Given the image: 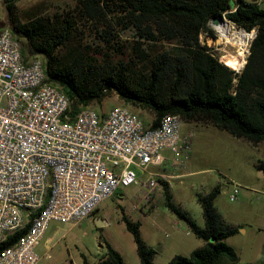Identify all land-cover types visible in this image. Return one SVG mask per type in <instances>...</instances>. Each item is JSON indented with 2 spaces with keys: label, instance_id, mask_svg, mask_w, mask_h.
<instances>
[{
  "label": "trees",
  "instance_id": "trees-1",
  "mask_svg": "<svg viewBox=\"0 0 264 264\" xmlns=\"http://www.w3.org/2000/svg\"><path fill=\"white\" fill-rule=\"evenodd\" d=\"M0 1V30L10 26L22 40L26 60L43 59L47 80L70 98L71 115L115 94L139 117L142 111L151 113L153 120L144 121L147 125L178 114L183 123L209 124L235 138L260 143L264 152V7L238 0L236 10L226 12L231 0H73L51 13L22 20L15 13L18 0ZM224 12L236 26L257 30L240 73L220 62L199 38L210 31V20ZM257 166L264 171V161ZM219 192L217 184L198 195L201 227L171 201L164 186L170 211L203 240L189 255H173L168 264L238 260L236 250L226 242L238 229L217 211L214 200ZM97 211L98 207L92 214ZM122 218L133 235L140 264H153L155 250L141 239L140 223L126 215ZM27 228L9 234L0 243V253L17 243ZM104 245L105 256L96 263L84 258L82 264H125L112 245Z\"/></svg>",
  "mask_w": 264,
  "mask_h": 264
},
{
  "label": "built area",
  "instance_id": "built-area-1",
  "mask_svg": "<svg viewBox=\"0 0 264 264\" xmlns=\"http://www.w3.org/2000/svg\"><path fill=\"white\" fill-rule=\"evenodd\" d=\"M264 7V0H242ZM230 10H236L239 1ZM225 16V12L222 14ZM243 69L256 28L245 30ZM226 65L224 61H220ZM227 66V65H226ZM71 101L47 80L40 57L26 60L22 40L10 26L0 30V243L28 226L14 245L0 253V264H38L36 247L51 221L79 222L119 186L137 181L135 167L162 165L171 155L174 168H185L192 130L181 131L178 114L147 125L129 108L114 106L100 117L94 107L70 113ZM178 166V167H177ZM170 175L143 183L145 197L155 196ZM233 185L230 200L237 197ZM103 223H106L103 220Z\"/></svg>",
  "mask_w": 264,
  "mask_h": 264
},
{
  "label": "rangeland",
  "instance_id": "rangeland-1",
  "mask_svg": "<svg viewBox=\"0 0 264 264\" xmlns=\"http://www.w3.org/2000/svg\"><path fill=\"white\" fill-rule=\"evenodd\" d=\"M235 1L231 0L232 7ZM72 3L73 0H18L15 13L25 20L32 14L51 13L57 6ZM1 7L0 1V18L3 17ZM228 20L226 18V22L236 30ZM209 28L210 31L202 32L199 38L219 61L229 54L241 55L243 46L228 43L211 27L210 22ZM122 36V39L127 37ZM116 105H121V101L117 95L111 94L94 107L99 113H108ZM139 114L145 122L153 120L148 111ZM187 129L192 130V142L185 168H174L171 159L159 166L150 165L148 171L135 167L136 183L119 186L111 197L99 204L95 218L87 217L79 222L51 221L36 247L38 264H82L84 258L96 263L106 254L104 242H108L122 255L125 264H140L133 235L126 228L123 215L140 223L141 239L156 251L155 264H168L175 254L189 255L203 244V240L196 237L170 211L164 196V186L171 193V201L203 227L204 218L198 195L208 193L217 184L220 185V192L214 205L222 218L238 229L236 234L226 239L238 254L234 264L263 261L264 173L257 166L264 161L261 144L255 145L245 139L235 138L209 124L183 123L181 131L186 132ZM149 170L156 177L162 173L171 177L170 182L164 181L166 185L160 183L155 196L145 197L146 188L142 182L147 180ZM233 185L238 188V193L235 200H230ZM97 217L106 223L98 225Z\"/></svg>",
  "mask_w": 264,
  "mask_h": 264
},
{
  "label": "bare ground",
  "instance_id": "bare-ground-1",
  "mask_svg": "<svg viewBox=\"0 0 264 264\" xmlns=\"http://www.w3.org/2000/svg\"><path fill=\"white\" fill-rule=\"evenodd\" d=\"M225 17V16H222ZM211 27L215 29V31L219 32L222 35V38L225 39L228 43H231L236 46H245L246 37H250L252 33L245 32L243 30L236 31L232 29L226 19L220 21L217 24L210 23ZM218 42L220 40H217ZM244 52L242 50L241 55H226L225 57L221 58L220 61H224L226 65L230 68H239L242 62V56Z\"/></svg>",
  "mask_w": 264,
  "mask_h": 264
},
{
  "label": "water",
  "instance_id": "water-1",
  "mask_svg": "<svg viewBox=\"0 0 264 264\" xmlns=\"http://www.w3.org/2000/svg\"><path fill=\"white\" fill-rule=\"evenodd\" d=\"M222 20H224V18L222 16H216V17H214V18H212L210 20V23L217 24V23H219ZM260 170H261V173L263 174L264 171L262 169H260ZM96 219H97L98 225H102L103 224V219H101L100 217H97Z\"/></svg>",
  "mask_w": 264,
  "mask_h": 264
},
{
  "label": "crops",
  "instance_id": "crops-1",
  "mask_svg": "<svg viewBox=\"0 0 264 264\" xmlns=\"http://www.w3.org/2000/svg\"><path fill=\"white\" fill-rule=\"evenodd\" d=\"M164 154H165V156H166V160L167 159H170V157H171V155H170V153L168 152V151H165L164 152ZM165 160V161H166ZM152 170V169H151ZM151 170H149V172H148V177H151V176H153L155 173H153ZM145 171H148V168L145 170ZM144 182H142V184H143ZM169 188H170V184H169ZM99 208V207H98ZM90 217H92V218H95L96 217V215H93V216H90ZM102 219V218H101ZM50 239V238H49ZM42 240V239H41ZM40 244V243H39ZM38 244V245H39ZM37 245V246H38ZM155 255H156V251H155V254H154V257H155ZM154 257H153V264H155L154 263Z\"/></svg>",
  "mask_w": 264,
  "mask_h": 264
},
{
  "label": "flooded vegetation",
  "instance_id": "flooded-vegetation-1",
  "mask_svg": "<svg viewBox=\"0 0 264 264\" xmlns=\"http://www.w3.org/2000/svg\"><path fill=\"white\" fill-rule=\"evenodd\" d=\"M92 215H93V214H91L90 216H92ZM90 216H89V217H90Z\"/></svg>",
  "mask_w": 264,
  "mask_h": 264
}]
</instances>
